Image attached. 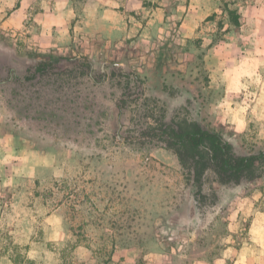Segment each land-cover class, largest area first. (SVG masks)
Wrapping results in <instances>:
<instances>
[{"label":"rangeland","instance_id":"1","mask_svg":"<svg viewBox=\"0 0 264 264\" xmlns=\"http://www.w3.org/2000/svg\"><path fill=\"white\" fill-rule=\"evenodd\" d=\"M55 2L0 0V264H195L225 247L212 243L227 232L219 193L234 202L263 190L264 176L222 186L207 172L196 192L174 152L139 128L179 114L212 124L240 153L264 149V0H141L139 17L158 8L164 23L39 52L35 18ZM39 56L62 58L33 77ZM85 58L97 78L105 68L100 82ZM226 82L231 99L217 101ZM232 98L236 116L211 110L215 101L229 112Z\"/></svg>","mask_w":264,"mask_h":264},{"label":"crops","instance_id":"2","mask_svg":"<svg viewBox=\"0 0 264 264\" xmlns=\"http://www.w3.org/2000/svg\"><path fill=\"white\" fill-rule=\"evenodd\" d=\"M78 1H81L79 2L81 10L78 12L76 0H56L49 14L35 18L33 36L37 39L39 52L50 47L59 48L75 40L82 42L95 38L107 43H119L127 38L143 35L145 31L153 29L156 25L158 27L160 21L164 23V15L160 17L158 8L139 17L141 0ZM223 89L227 93L223 94L225 97L215 98L217 101L224 99L226 102L227 98L231 99L233 89L227 82ZM182 92L185 93L184 98L189 96L186 92ZM217 103L215 101L211 103V110L216 111L219 116H236L237 105L233 98L227 108L230 109L229 112ZM232 122L235 123V120ZM222 186L229 185L222 184ZM229 190L219 193L220 198L223 200L226 197L228 202L225 212L228 215L225 224L227 232L212 240L215 244L220 239L225 240L227 244L222 249H214L213 246L211 251L200 253L199 257L195 258V264H264V189L242 194L240 197L235 196L234 202L231 200L233 198ZM220 206H222L220 203L215 205L218 208ZM244 223L247 228L245 234L237 235V230ZM237 242L239 244H236ZM172 264L188 263L178 261Z\"/></svg>","mask_w":264,"mask_h":264},{"label":"trees","instance_id":"3","mask_svg":"<svg viewBox=\"0 0 264 264\" xmlns=\"http://www.w3.org/2000/svg\"><path fill=\"white\" fill-rule=\"evenodd\" d=\"M227 11L230 22L235 26L239 25L240 16L237 10L227 9ZM61 58L39 56L38 61L29 66L31 76L35 77L54 69ZM83 65L87 69V74L96 83L106 76L105 68L102 67L100 78H97L93 74L92 62L87 58L84 59ZM123 75L128 78L132 76L140 90L142 80L136 73L123 72ZM126 87L130 90L129 83ZM127 95L128 91L125 90L116 101L119 114L124 112ZM139 130L141 136L155 139L174 152L185 179L192 182L196 192H200L203 178L207 172L213 173L218 183L226 185L250 183L264 176V149L240 153L220 130L208 122L205 123L204 120L200 121L175 114L166 121L162 115L154 118L152 123L139 128Z\"/></svg>","mask_w":264,"mask_h":264}]
</instances>
